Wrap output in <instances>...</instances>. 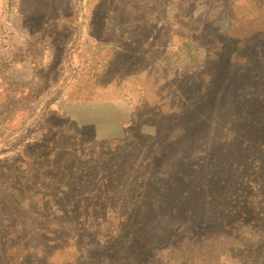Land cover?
Returning <instances> with one entry per match:
<instances>
[{
	"label": "rangeland",
	"instance_id": "rangeland-1",
	"mask_svg": "<svg viewBox=\"0 0 264 264\" xmlns=\"http://www.w3.org/2000/svg\"><path fill=\"white\" fill-rule=\"evenodd\" d=\"M108 1L0 0V165L47 145L69 185L88 191L81 205L102 190L112 213L136 208L125 228L132 243L108 234L102 244L95 233L75 247L47 246L39 263L163 264L159 244L187 251L186 235L225 228L259 241L264 264V0L236 12L221 0H129L134 14L118 3L109 12ZM244 11L255 18L242 33L232 16ZM138 52L150 59L135 76L128 56ZM176 179L187 212L144 222L146 183ZM225 254L239 264L236 246Z\"/></svg>",
	"mask_w": 264,
	"mask_h": 264
},
{
	"label": "trees",
	"instance_id": "trees-1",
	"mask_svg": "<svg viewBox=\"0 0 264 264\" xmlns=\"http://www.w3.org/2000/svg\"><path fill=\"white\" fill-rule=\"evenodd\" d=\"M254 1L256 0H227V2L221 0L224 4L220 5L235 11L241 7V3L247 4ZM116 3L123 8L125 14L136 11L131 7L133 6L132 1L109 0V12L110 10L114 13L118 11ZM217 14L216 11L214 16ZM253 18H255L253 13L244 11L239 18L233 15L232 22L238 25L239 32L244 33L243 30L247 26L246 21H252ZM242 19L243 21H240ZM263 29L264 26L260 28V30ZM206 32L207 30L204 31V33ZM182 45L192 52L194 47L192 44L183 42ZM149 59L148 53L140 55L138 52L137 57L128 56V62L134 64L133 68L136 71L134 70L133 74L135 76L140 73V70L146 68V62ZM33 149L38 150L35 153V151L31 152L26 149L16 160L6 165H0V264H40L38 253L47 249V246L61 244L75 247L80 238L89 243L91 238L94 239L95 233L97 238L94 241H102V244L107 242L108 239H105V236L108 238V234L112 236V241L120 240L119 237H122L121 240L126 241L127 244L132 243L133 237L129 234L126 235L128 232L125 231V228L129 226L128 222H130L127 217L135 213V205L128 206L127 209L124 208L125 215L120 211L112 213V210H108V198L105 199V192L101 190L102 194L97 192L99 197L98 195L91 197V202L85 203L87 206L84 207L81 203L88 199L89 193L87 190L81 191L82 187L77 182L73 187L69 185L67 166L54 163L58 160L56 158L58 153L47 145L44 147L35 145ZM59 159L62 158L59 157ZM164 168L166 170L167 167ZM173 168L170 167L167 172L169 173ZM174 171L172 170V174ZM146 185L149 188L144 186L141 191L146 189L153 191V194L145 199L146 203L140 200V196L138 199L142 205V211L140 210L141 213L138 215L144 217V222L156 221L167 210L172 212L182 210L185 214L189 209L186 184L180 183L176 179L172 184L164 181V187L160 182L156 183L154 180ZM161 187L162 189L159 190ZM129 202H131L130 199L125 200V204ZM84 211L86 213H82ZM166 217L170 216L167 214ZM242 217H238L237 221H242ZM81 219L83 220V229L86 228V231L78 232L77 222ZM108 225L114 227L109 228L108 231H102L107 229ZM225 231L224 228L217 234L214 232L207 236L204 233L192 238L186 235L183 240H190L194 243L192 248L187 251H183L186 247L180 245L159 244L162 246L158 251L167 253V258H163L162 263L229 264L230 261L226 258L225 253L234 246L239 251V257L235 259L239 264H258V260H263V255L258 252L259 249H253L258 248L259 241L258 244L252 243L253 239L245 233V230H236L231 233ZM34 232L38 233L39 238L33 240L34 248H31L27 242H31L30 235ZM139 238L140 241L143 240L144 234ZM200 243L202 246H198ZM91 247V245H87L85 250H92ZM253 250H255L251 258L253 263H250L244 258L252 254ZM186 252L187 254H185ZM69 254L76 256L75 251H71ZM46 257L49 258L51 255ZM26 259H30L31 262L26 263ZM191 260L193 263L190 262ZM150 263L155 264L154 261Z\"/></svg>",
	"mask_w": 264,
	"mask_h": 264
}]
</instances>
